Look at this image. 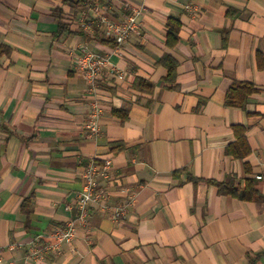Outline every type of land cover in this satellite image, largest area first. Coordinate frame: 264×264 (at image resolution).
Instances as JSON below:
<instances>
[{
    "label": "crops",
    "instance_id": "1",
    "mask_svg": "<svg viewBox=\"0 0 264 264\" xmlns=\"http://www.w3.org/2000/svg\"><path fill=\"white\" fill-rule=\"evenodd\" d=\"M140 7L127 42L116 49L103 41L101 15L119 19ZM169 17L181 22L172 47ZM0 46L9 49L0 50L5 263L264 264V178L256 179L264 175V0H0ZM83 49L108 56L119 75L105 74L92 90L74 63ZM164 54L177 61L173 82ZM137 77L152 90L138 89ZM235 81L257 88L242 107L225 101ZM93 99L101 108L95 134L87 127ZM235 124L246 127L245 157L226 152ZM91 158L111 161L110 185L98 182L125 214L113 219L92 205L60 252L26 259L36 234L76 219ZM247 178L255 179L253 199L210 182L243 187Z\"/></svg>",
    "mask_w": 264,
    "mask_h": 264
},
{
    "label": "built area",
    "instance_id": "2",
    "mask_svg": "<svg viewBox=\"0 0 264 264\" xmlns=\"http://www.w3.org/2000/svg\"><path fill=\"white\" fill-rule=\"evenodd\" d=\"M143 7L133 8L131 12L124 14L119 19L100 16V22L104 24L105 37L113 40L115 48L118 49L127 42L132 33L138 31L137 16ZM74 63L83 77L87 80L92 90L98 87L105 74L119 75L115 66L110 65L109 57L100 55L93 51L83 49L81 53L75 55ZM101 113V108L97 99L90 103V121L87 127L91 134L98 132L97 118ZM111 161L108 159L103 164H99L95 158H91L82 173V189L77 195L75 220L68 221L65 225L56 227L48 232L36 234L30 242L26 259H43L47 254H57L61 251L64 241H70L76 234L77 224L84 225L89 216V210L95 205L102 211H106L113 219H118L126 212V204L110 207L108 204L109 190L107 186L99 185L98 178L103 177L109 186L112 181ZM262 173L256 175V179H263ZM0 264L4 262L0 251Z\"/></svg>",
    "mask_w": 264,
    "mask_h": 264
},
{
    "label": "trees",
    "instance_id": "3",
    "mask_svg": "<svg viewBox=\"0 0 264 264\" xmlns=\"http://www.w3.org/2000/svg\"><path fill=\"white\" fill-rule=\"evenodd\" d=\"M68 2V1H66ZM63 10L61 8H56L54 10V14L59 17L60 20H63ZM59 26L62 29H66L64 23L59 22ZM167 26V34H166V43L168 46H174L179 39V31L181 27V22L178 18L169 17L166 23ZM63 31V30H62ZM96 37H100V30L95 29ZM103 41L113 43L111 39H104ZM2 52H9L8 48H4L0 46V50ZM0 52V53H2ZM160 64H163L167 68V74L165 76V80L168 82H173L176 78V66L177 61L172 58L169 54H164L160 60ZM135 86L143 91L150 92L152 90V84L148 82L146 79L137 77L135 79ZM257 88L252 82L249 81H235L229 87L226 94V104L242 107L247 101L251 94L255 93ZM113 112L122 117V119L126 118L127 111L123 109H114ZM233 131L235 134V140L229 144L226 148V152L233 157H245L247 156L251 149L248 144L246 138V127L242 124L233 125ZM112 145L115 147H119L121 144L119 142H114ZM213 182L221 193L229 194L232 196H237L242 199H253L258 195V190L255 188V179L247 178L245 181V185L243 187H239L234 185L232 182H217L210 180Z\"/></svg>",
    "mask_w": 264,
    "mask_h": 264
}]
</instances>
